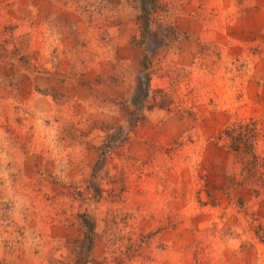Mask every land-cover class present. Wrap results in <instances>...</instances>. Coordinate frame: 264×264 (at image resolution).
Here are the masks:
<instances>
[{
    "label": "rangeland",
    "instance_id": "rangeland-1",
    "mask_svg": "<svg viewBox=\"0 0 264 264\" xmlns=\"http://www.w3.org/2000/svg\"><path fill=\"white\" fill-rule=\"evenodd\" d=\"M0 264H264V0H0Z\"/></svg>",
    "mask_w": 264,
    "mask_h": 264
}]
</instances>
